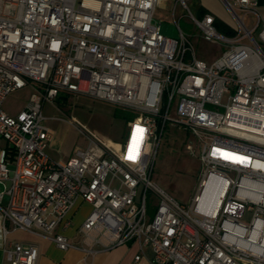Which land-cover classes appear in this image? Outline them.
<instances>
[{"label":"built area","instance_id":"2783aa9c","mask_svg":"<svg viewBox=\"0 0 264 264\" xmlns=\"http://www.w3.org/2000/svg\"><path fill=\"white\" fill-rule=\"evenodd\" d=\"M162 1L0 0V245L10 264H36L39 247L6 245L7 222L61 250L78 247L58 231L77 198L91 206L80 226L87 252L134 241L135 261L148 246L154 264H264V25L256 39L258 22L247 28L238 15L256 13V1L221 0L239 25L226 35L213 14L196 17L187 0H171L173 12L178 4L188 10L201 38L223 47L210 62L195 55L177 20L179 39L161 33L154 12ZM27 86L23 108L7 112V96ZM60 91L137 112L125 142L82 125L87 143L66 160L51 157L43 104ZM168 122L202 143V179L188 206L151 180ZM185 148L195 152L192 143Z\"/></svg>","mask_w":264,"mask_h":264},{"label":"rangeland","instance_id":"374dc122","mask_svg":"<svg viewBox=\"0 0 264 264\" xmlns=\"http://www.w3.org/2000/svg\"><path fill=\"white\" fill-rule=\"evenodd\" d=\"M187 3L189 10L199 17L197 15L198 1L189 0ZM172 8L173 1L163 0L154 12V19L160 23V30L164 36L180 38L179 29L175 23L177 20L179 27L189 36L198 58L210 62L222 52L223 47L220 44L211 43L199 36L198 29L190 19L187 9L180 4L176 6L174 12ZM244 23L247 27L246 19ZM257 33V30L253 32L256 39ZM261 45L264 47V43ZM31 85L38 86L39 84L32 82ZM30 89L31 87L27 86L10 93L3 103V108L10 114H16L27 100ZM174 105L175 102L170 111L172 118L175 117ZM208 107L216 108L212 105ZM218 109L223 110L221 107ZM43 113L47 116L44 123L53 128V137L62 150L82 146L86 141L81 131L73 123H69L67 118L74 117L78 124H83L102 139L124 143L128 125L137 115V112L128 108L119 107L88 95L67 92H60L53 105L44 103ZM51 116L59 118L54 119ZM187 143L193 144L194 153L185 148ZM201 144L199 138L189 130L168 122L154 157L151 180L186 206L191 204L202 179L203 165L199 157ZM205 195L204 192L203 196ZM213 206L214 204L205 207L201 204V207L208 211ZM155 210L156 199L148 193L147 212L149 216H153ZM250 216L251 212L247 211L243 219L248 221Z\"/></svg>","mask_w":264,"mask_h":264},{"label":"crops","instance_id":"0c3cea01","mask_svg":"<svg viewBox=\"0 0 264 264\" xmlns=\"http://www.w3.org/2000/svg\"><path fill=\"white\" fill-rule=\"evenodd\" d=\"M197 1L199 3V6L197 8V15L201 17L202 16L201 13L203 11H205V13L208 12L213 14L215 18L214 23L217 24L215 26L218 27V28L216 27L218 31H220L221 33H225L224 31L225 28L230 29L233 32L238 31L239 25L236 21L235 16L227 9V7L223 4L221 0H197ZM255 1H256V13L243 14L242 12H238V15L243 18V21L244 19L247 20L248 23L247 28L250 29L253 28L255 23L258 22L257 27L254 29V31L257 30L258 32L259 29L264 25V0H255ZM30 92L31 89L29 90V93ZM60 92H65V91H60ZM67 93H71V92H67ZM54 102L49 104L53 105ZM51 117L54 119L59 118L58 116H51ZM75 120L76 119L74 117L67 118V121L69 123H73L75 127L79 129V126H82L83 124L80 125ZM130 123L128 125L127 132L129 130ZM51 129L53 131V128ZM53 135H54V131H53ZM53 135L48 146L49 155L55 159H61V160L68 159L72 155L74 148L77 146H73L70 147L69 149L62 150L61 147L59 146V143L54 139ZM81 135L85 138L86 140L85 144H86L87 138L85 137V135L83 134ZM97 136L100 137L99 135ZM106 141L113 142L115 144H123L118 141H112V140H106ZM90 209H91L90 204L83 201L81 198H77L72 209L64 218V221L66 220L69 221V225L64 226L63 223H61L58 228V231L63 233L70 242L76 244L78 247H70L67 250H61L48 238L39 236L37 234H34L32 232L23 229L12 230L9 222H7V226L10 227L11 230L6 236V245H8L10 242H16V241L37 243L39 247V255L36 264H154L152 260L153 252L151 248L148 246L144 248V252L141 258L138 261L134 260L135 255L139 252L138 244L134 241H128L124 244L108 249L95 245L93 246L96 249L95 252L93 253L87 252L86 249H88L89 246L83 243L82 234L80 232V226L83 220L85 219V217L87 216L88 212L90 211ZM0 226H1V222H0ZM0 264H10V262L6 259L5 251L3 250L1 245H0Z\"/></svg>","mask_w":264,"mask_h":264},{"label":"snow or ice","instance_id":"6c2138e0","mask_svg":"<svg viewBox=\"0 0 264 264\" xmlns=\"http://www.w3.org/2000/svg\"><path fill=\"white\" fill-rule=\"evenodd\" d=\"M136 131L142 133L143 132V129L137 128ZM138 144H139V139L137 138V140H136L137 147H138ZM127 158L134 160L135 159V154H129V156Z\"/></svg>","mask_w":264,"mask_h":264},{"label":"trees","instance_id":"16d2710c","mask_svg":"<svg viewBox=\"0 0 264 264\" xmlns=\"http://www.w3.org/2000/svg\"><path fill=\"white\" fill-rule=\"evenodd\" d=\"M205 13V11H203L202 13H201V15H203ZM215 25H217V24H215ZM217 27V26H216ZM218 28V27H217ZM226 29V28H225ZM224 29V31H225V33H226V35H234L236 32H233V31H231L230 29H226L225 30ZM225 33H223V34H225ZM263 47V46H262ZM263 50H264V47H263Z\"/></svg>","mask_w":264,"mask_h":264},{"label":"bare ground","instance_id":"6f19581e","mask_svg":"<svg viewBox=\"0 0 264 264\" xmlns=\"http://www.w3.org/2000/svg\"><path fill=\"white\" fill-rule=\"evenodd\" d=\"M229 157H231V158H233V159H239V160L243 161V159H241V157H238V156L229 155ZM207 190H208V188H206V189L204 190V192L207 193ZM220 192H221V191H220ZM220 192H219V193H220ZM216 197H217V195H216Z\"/></svg>","mask_w":264,"mask_h":264}]
</instances>
